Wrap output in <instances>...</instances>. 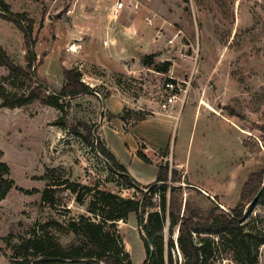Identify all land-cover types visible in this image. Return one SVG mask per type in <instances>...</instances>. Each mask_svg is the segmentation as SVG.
Wrapping results in <instances>:
<instances>
[{
    "label": "rangeland",
    "instance_id": "374dc122",
    "mask_svg": "<svg viewBox=\"0 0 264 264\" xmlns=\"http://www.w3.org/2000/svg\"><path fill=\"white\" fill-rule=\"evenodd\" d=\"M2 1L31 31L34 66L47 95L63 88L64 70L79 72L92 92L67 100L68 116L40 101L2 107L0 96V162L10 167L17 187L39 191L14 188L0 201V264H13L15 248L33 231L63 247L79 243L68 225L80 216L99 221L88 212L97 191L134 195L107 159L73 133L80 123L99 134L140 186L153 184L159 167L167 166L169 183L177 172L174 185L184 200L203 209L214 201L228 212L238 206L244 184L264 166V0H133L139 13L125 10L117 19L110 0ZM27 47L17 24L0 17V48L26 67ZM146 56L151 66L143 63ZM166 62L167 73L156 70ZM8 75L0 63V87L11 94L35 85L36 79ZM47 173L64 189L49 193L52 204L42 199L47 188H57ZM72 184L81 193L88 187L82 205L67 189ZM244 222L253 243L262 241L258 264H264L263 201ZM117 230L131 263L143 264L136 216L118 222ZM164 236L169 238L167 229ZM173 258L183 264L177 246ZM208 264H237L230 244L214 240Z\"/></svg>",
    "mask_w": 264,
    "mask_h": 264
},
{
    "label": "trees",
    "instance_id": "16d2710c",
    "mask_svg": "<svg viewBox=\"0 0 264 264\" xmlns=\"http://www.w3.org/2000/svg\"><path fill=\"white\" fill-rule=\"evenodd\" d=\"M188 2V0H184ZM0 8L4 17L13 21L24 32L28 48V64L26 67L17 65L0 48V63L7 68L8 80L30 78L35 85L28 93L11 94L5 87H0L2 107L19 108L40 101L47 105L62 109L68 105L67 100L76 99L79 96L91 93V88L81 80L79 72L64 70V86L54 95H47L45 82L37 77L35 62L36 55L30 48L31 31L22 26V21L10 12V7L0 0ZM151 56L143 58L146 66H151ZM170 63L166 62L156 66V70L167 73ZM63 102V105L60 102ZM66 123H60L65 126ZM72 131L85 142L98 150L107 159L111 171L118 175L125 184L134 190V195L123 198L110 191H97L95 199L89 203L88 212L93 214L94 221L89 217L80 216L76 221L69 223L68 228L80 238L79 243H73L63 247L48 234L37 236L23 241L15 248L13 264H59L65 262L86 264H132L129 253L125 251L119 237L117 223L127 221L131 215H135L140 228V237L144 243L146 259L143 264H174L173 250L179 249L183 257V264H208L213 256L214 240L222 244H230L233 260L237 264H258V250L262 241L253 243L251 231L247 228L249 222H244L246 213L252 210L253 201L259 194L258 200L264 202V166L250 175L243 186L240 203L229 212L221 209L212 201V205L203 209L194 205L190 200H184L180 187L175 183L180 182L177 172H171L169 183V168L160 166L156 181L146 187L140 186L128 173L125 165L120 163L116 156L100 141L99 134L86 123L73 125ZM95 146V147H94ZM138 157L150 163L149 158L142 152ZM10 167L0 162V201L14 189L33 195L39 193L37 189L26 190L16 186L10 178ZM44 178L53 182V176L47 173ZM53 182L56 189L47 188L43 192L42 199L52 204L53 196L60 189ZM80 185L72 184L67 189L74 195L79 204L85 202V193L77 192ZM50 226V224L48 225ZM168 230L169 238L165 239L164 231ZM174 231L178 232L176 241L173 239ZM31 257L33 259H31Z\"/></svg>",
    "mask_w": 264,
    "mask_h": 264
},
{
    "label": "built area",
    "instance_id": "2783aa9c",
    "mask_svg": "<svg viewBox=\"0 0 264 264\" xmlns=\"http://www.w3.org/2000/svg\"><path fill=\"white\" fill-rule=\"evenodd\" d=\"M112 3L111 13L112 18L117 19L120 14L128 10L134 14L139 13V6L133 0H110ZM147 24L151 23L149 20L145 21Z\"/></svg>",
    "mask_w": 264,
    "mask_h": 264
},
{
    "label": "water",
    "instance_id": "95a60500",
    "mask_svg": "<svg viewBox=\"0 0 264 264\" xmlns=\"http://www.w3.org/2000/svg\"><path fill=\"white\" fill-rule=\"evenodd\" d=\"M258 197H259V194L255 197L253 204L258 200ZM177 238H178V235H177Z\"/></svg>",
    "mask_w": 264,
    "mask_h": 264
},
{
    "label": "bare ground",
    "instance_id": "6f19581e",
    "mask_svg": "<svg viewBox=\"0 0 264 264\" xmlns=\"http://www.w3.org/2000/svg\"><path fill=\"white\" fill-rule=\"evenodd\" d=\"M73 50V49H72Z\"/></svg>",
    "mask_w": 264,
    "mask_h": 264
}]
</instances>
